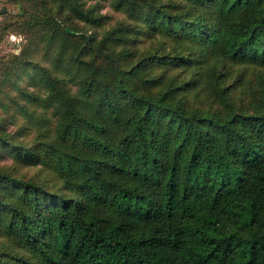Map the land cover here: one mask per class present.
<instances>
[{"label": "trees", "instance_id": "obj_1", "mask_svg": "<svg viewBox=\"0 0 264 264\" xmlns=\"http://www.w3.org/2000/svg\"><path fill=\"white\" fill-rule=\"evenodd\" d=\"M39 1L58 14L33 25L85 29L61 25L72 53L27 64L49 94L21 93L58 121L0 139L42 171L0 167V264H264V0ZM191 94L222 112L186 110Z\"/></svg>", "mask_w": 264, "mask_h": 264}, {"label": "rangeland", "instance_id": "obj_2", "mask_svg": "<svg viewBox=\"0 0 264 264\" xmlns=\"http://www.w3.org/2000/svg\"><path fill=\"white\" fill-rule=\"evenodd\" d=\"M93 2L95 1H89L88 4ZM103 4L102 12L113 17L110 24H115L123 18L121 13L112 9L110 1ZM58 6L57 2L44 5L39 0H0V139L8 137L10 141L21 146L32 145L40 132L53 130L58 121L53 109H45V103L35 101L21 93L24 90L42 99L47 98L49 91L41 79L43 75L27 64L38 61L42 66H51L58 51L72 53V43L65 42L60 31L61 25L85 29L82 23L69 22L62 17H58L63 21L60 26L32 24L39 18L57 15ZM142 46L145 47L142 51L148 52L156 50L159 44L148 39ZM250 72L247 73V78L254 81L261 73V69ZM233 80L230 79L229 82ZM69 86L75 88L72 81ZM242 88H233L229 94L234 99L236 107L248 111L252 107L251 93L242 91ZM188 101L186 110L190 112L195 110L202 114L215 110H218V113L222 112L221 106L210 97L191 94ZM20 107L26 108L29 113L24 114ZM0 142V167L15 173L16 176L37 180L42 174L40 167L16 164L14 158L1 147L2 141ZM54 186L53 190H59L56 185ZM4 242L0 233V248Z\"/></svg>", "mask_w": 264, "mask_h": 264}]
</instances>
